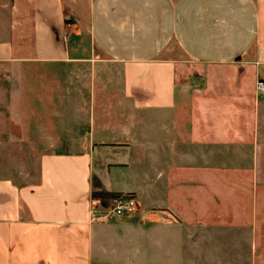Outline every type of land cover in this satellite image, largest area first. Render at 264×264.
Wrapping results in <instances>:
<instances>
[{"label":"crops","instance_id":"1","mask_svg":"<svg viewBox=\"0 0 264 264\" xmlns=\"http://www.w3.org/2000/svg\"><path fill=\"white\" fill-rule=\"evenodd\" d=\"M96 65L102 79H119L102 82L101 107L112 99L117 109L99 114L98 127L80 104L64 118L65 95L55 94L67 69L78 77V66ZM0 68L11 97L25 74L31 137L68 140L41 151L36 183L19 187L0 172V264L191 260L186 243L207 229L196 217L210 185L244 191L248 212L231 197L238 224L256 220L264 202V96L256 90L264 0H0ZM17 125V116L0 115L1 143L17 137ZM95 191L134 196L138 208L99 220L91 209L109 200L93 199Z\"/></svg>","mask_w":264,"mask_h":264},{"label":"rangeland","instance_id":"2","mask_svg":"<svg viewBox=\"0 0 264 264\" xmlns=\"http://www.w3.org/2000/svg\"><path fill=\"white\" fill-rule=\"evenodd\" d=\"M79 13L81 19L86 21L85 9L80 10ZM23 66L25 68V65ZM66 67L70 66L66 65ZM78 68H80L82 75H78V77L75 75L77 77L75 81V76L70 74V69H67L66 74H69L66 75L62 89L55 92L56 97L59 95L62 98L65 95L62 99L65 104L60 107V111L64 118L73 119L76 117L77 110L75 108L78 109L80 104L82 105L80 114L86 119L91 118V115L95 116V125L98 127L100 124L98 122L99 114L107 111V115H111L110 112L117 109L114 105L115 101L112 99H108L109 102L106 107H101L102 82L105 81L108 84L118 86L119 79H114V76H110L106 80L102 79L99 65L92 68L87 67V70L84 66H78ZM183 70L184 68L179 66L177 78L179 83L183 78ZM3 72H0L2 73L0 75V115L17 116L18 125L17 137L3 139L2 143L0 140V172L16 178L19 187L29 186L38 180L41 151L46 147H57V142H60L59 147H63L68 140L48 138V134L44 135L43 138L31 137L30 131L34 124L31 121L32 124H28L26 118L33 108L29 105L31 100L27 98L25 74L19 75L18 90L11 97L9 87L6 85L8 77ZM112 92L113 94L116 93V91ZM35 96L41 100V93H36ZM72 105L76 107L74 108ZM120 108L121 111L124 110L122 105ZM40 111L38 109V115L41 114ZM168 121L169 118H166L164 122ZM87 124L89 123L87 122ZM152 126L153 124L149 125L148 129L152 130ZM142 129L146 130V127ZM143 165H147V163ZM146 171L143 170L142 174L148 180L153 179L154 171ZM220 182L224 181L220 180ZM226 186L228 188L222 190L220 187L210 185L204 190L207 192L204 196L209 195L207 205L202 212L197 214L200 216L196 217V220L203 223L207 229L203 236L198 233L197 239L187 240L186 244L191 260H179V264H264V202L261 199L258 201L257 221L250 218L246 223L242 222L239 225L237 221L238 211L234 199L231 197L238 196L242 200L243 211L248 212L250 210V196L245 195L244 191L240 192L232 185ZM250 195L252 196V193ZM177 226V230H184L183 227ZM239 226L242 227L239 228ZM146 257L149 260L152 258L149 253H146Z\"/></svg>","mask_w":264,"mask_h":264},{"label":"built area","instance_id":"3","mask_svg":"<svg viewBox=\"0 0 264 264\" xmlns=\"http://www.w3.org/2000/svg\"><path fill=\"white\" fill-rule=\"evenodd\" d=\"M70 28V24H67ZM71 30L65 32L64 39L69 41L72 38ZM258 93L264 96V80H259L256 84ZM138 208V200L131 195L112 198L109 200V205L106 207L91 209V213L95 214L99 220L109 221L116 216L133 215Z\"/></svg>","mask_w":264,"mask_h":264},{"label":"trees","instance_id":"4","mask_svg":"<svg viewBox=\"0 0 264 264\" xmlns=\"http://www.w3.org/2000/svg\"><path fill=\"white\" fill-rule=\"evenodd\" d=\"M121 196H128V195L116 194L111 192H102V191H95L92 194L93 199H106V200H110L112 198L121 197Z\"/></svg>","mask_w":264,"mask_h":264}]
</instances>
